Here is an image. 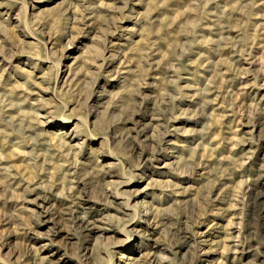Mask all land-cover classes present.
<instances>
[{
	"label": "rangeland",
	"instance_id": "obj_1",
	"mask_svg": "<svg viewBox=\"0 0 264 264\" xmlns=\"http://www.w3.org/2000/svg\"><path fill=\"white\" fill-rule=\"evenodd\" d=\"M0 264H264V0H0Z\"/></svg>",
	"mask_w": 264,
	"mask_h": 264
},
{
	"label": "bare ground",
	"instance_id": "obj_2",
	"mask_svg": "<svg viewBox=\"0 0 264 264\" xmlns=\"http://www.w3.org/2000/svg\"><path fill=\"white\" fill-rule=\"evenodd\" d=\"M151 119H154V117H151ZM148 124L149 123H145V126H148ZM142 131H144V128H141L140 129V131L139 132H137V136H140V134L142 133ZM136 137V136H135ZM147 137V136H146ZM145 137V138H146ZM139 138V137H138ZM139 140V139H138ZM249 188L248 187H246V189H245V191L243 192V193H245L246 191H248L249 192V190H248ZM261 193V192H260ZM255 195V194H254ZM250 195L248 194V197H249ZM262 197V196H261ZM252 200V199H251ZM257 203V200H254V201H252L251 203H249L251 206H255V204ZM259 207V206H258ZM258 210V209H257ZM263 211V210H262ZM85 220V219H84ZM86 223V222H85Z\"/></svg>",
	"mask_w": 264,
	"mask_h": 264
}]
</instances>
